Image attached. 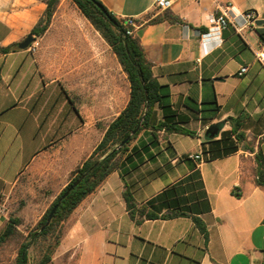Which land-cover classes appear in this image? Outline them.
<instances>
[{
    "label": "crops",
    "instance_id": "1",
    "mask_svg": "<svg viewBox=\"0 0 264 264\" xmlns=\"http://www.w3.org/2000/svg\"><path fill=\"white\" fill-rule=\"evenodd\" d=\"M98 1L120 21L134 20L133 36L153 76L194 136L141 130L118 168L62 222L50 264H264V66L256 58L264 54V24H256L264 20V0H176L166 11L155 10L154 0ZM45 9V0H0V46L23 41ZM249 11L254 22L241 17ZM222 13L229 26L203 36ZM242 65L249 68L239 76ZM32 71L38 72L29 49L0 53V233L10 219L37 224L44 191L62 179L60 193L120 113L98 129L100 117L82 122L71 99L70 132L41 150L37 121L21 130L6 123V109L23 108V100L13 107L7 100L32 95ZM156 112L162 120V109ZM231 118L243 119L242 141ZM220 122L218 136L207 138ZM92 134H98L93 145ZM127 187L138 207L185 216L136 222L139 216L133 220L126 209Z\"/></svg>",
    "mask_w": 264,
    "mask_h": 264
},
{
    "label": "rangeland",
    "instance_id": "2",
    "mask_svg": "<svg viewBox=\"0 0 264 264\" xmlns=\"http://www.w3.org/2000/svg\"><path fill=\"white\" fill-rule=\"evenodd\" d=\"M34 37L28 48L38 70L36 74L28 73V90L32 95L22 97L20 93L16 100H7L12 107L23 100L21 110L6 109L8 127L17 126L21 130L22 126L37 121L36 142L44 150L70 132L71 123L66 118L74 111L73 100L84 117L82 122L100 117L95 126L104 128L125 107L130 93L127 74L112 47L72 0H60L46 32ZM74 116L77 118L76 112ZM97 135L92 134L91 145L97 141ZM61 180L44 191L40 206L44 213L62 187ZM36 225L28 222L17 225L19 230L0 245V264L15 263L20 244L29 239L28 234L35 231ZM61 227L56 231L65 229L64 225ZM58 232L30 245V264H37L55 244Z\"/></svg>",
    "mask_w": 264,
    "mask_h": 264
},
{
    "label": "trees",
    "instance_id": "3",
    "mask_svg": "<svg viewBox=\"0 0 264 264\" xmlns=\"http://www.w3.org/2000/svg\"><path fill=\"white\" fill-rule=\"evenodd\" d=\"M60 0H45L46 9L32 28L31 34L42 36L48 29L51 20L56 12ZM81 10L84 16L102 34L104 39L112 47L119 63L121 64L130 84L129 99L120 113L108 124L101 141L97 144L91 155L86 158L71 174L68 184L55 197L49 208L45 211L36 229L28 234L29 239L21 243L14 264H30L28 249L35 241L43 238L46 240L52 236L57 229H61L64 222L78 204L90 193H92L113 171L118 168L119 160L127 149V145L134 139L141 130L151 129L153 132L164 130L168 133H179L194 136V132L187 130L180 121L177 120L176 113L171 109L167 101L169 96L164 85H161L153 76L151 64L146 60L140 44L133 35H127L122 22L110 13L98 0H72ZM99 3L106 14L96 5ZM111 18H109V17ZM206 31V29H201ZM18 44L10 46H0V53L8 54L16 50ZM142 80L144 83H142ZM156 107L162 109L163 118L157 117ZM232 133L238 141L244 139L242 128L243 119L231 118ZM140 126L136 134L121 146L122 142ZM211 139V138H210ZM200 173H192L184 178L181 183L199 177ZM123 177V175H122ZM80 179V182L71 189L72 185ZM69 191L68 195H63ZM126 209L130 217L136 222L141 220H153L158 218H175L185 216L180 211L168 215H158L153 211H148L146 206L138 207L132 192L127 187L123 193ZM59 203V206L48 226L42 231L40 229L45 224L52 208ZM195 225L205 232V226L198 217H193ZM19 220L10 219L0 233V245L10 239L17 232ZM58 227V228H57ZM61 227V228H60ZM40 231V232H39ZM63 230H59L55 244L47 249L37 264H50L51 254L59 242Z\"/></svg>",
    "mask_w": 264,
    "mask_h": 264
},
{
    "label": "built area",
    "instance_id": "4",
    "mask_svg": "<svg viewBox=\"0 0 264 264\" xmlns=\"http://www.w3.org/2000/svg\"><path fill=\"white\" fill-rule=\"evenodd\" d=\"M175 1L176 0H154V9L157 11H166L171 8V6ZM241 17L244 20V22H254L255 20V15L251 11L246 12ZM121 22L123 27L126 29L125 33L127 35H133L134 20L132 18H126ZM229 24L230 21L227 13H222L219 16H216L215 18L212 19L210 32L203 34V36L220 33V31L227 28ZM256 58L264 66V54L257 53ZM248 68H249L248 65H242L238 71V75L239 76L245 75L248 71ZM190 157L193 159H200V155H191Z\"/></svg>",
    "mask_w": 264,
    "mask_h": 264
},
{
    "label": "water",
    "instance_id": "5",
    "mask_svg": "<svg viewBox=\"0 0 264 264\" xmlns=\"http://www.w3.org/2000/svg\"><path fill=\"white\" fill-rule=\"evenodd\" d=\"M96 5L98 6V8L104 13L106 14V11L104 10V8L99 4V3H96ZM109 17V16H108ZM110 18V17H109ZM111 19V18H110ZM257 25H261V24H264V20H259L257 21L256 23ZM35 41V37L34 35H32L31 33H29L24 39L23 41H21L20 43H18V48L20 50H24V49H28L31 44ZM142 83H144V81L142 80ZM224 125V122H220V123H217V124H213L211 125L208 129H207V132H206V137L207 138H215L216 136H218L219 134V131L221 130V128L223 127ZM140 126H138L132 133L131 135H129L121 144L124 145L130 138L132 135L136 134V132L139 130ZM80 182V179L77 180L71 187V189H73L78 183ZM69 191H67L64 195H63V198L66 197L68 195ZM59 206V203L56 204L52 210L50 211V213L48 214L47 216V219H46V222L45 224L42 226V228L40 229V231H42L46 226H48L57 210ZM39 231V232H40Z\"/></svg>",
    "mask_w": 264,
    "mask_h": 264
}]
</instances>
